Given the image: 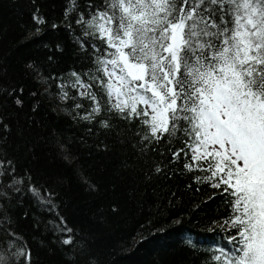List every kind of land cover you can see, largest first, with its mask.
<instances>
[{"label": "snow or ice", "instance_id": "1", "mask_svg": "<svg viewBox=\"0 0 264 264\" xmlns=\"http://www.w3.org/2000/svg\"><path fill=\"white\" fill-rule=\"evenodd\" d=\"M39 12L32 13L34 36L49 24ZM50 27L68 33L76 63L59 75L45 76L35 62L26 69L39 83L56 82L60 101L71 105L73 119L86 122L90 134L93 127L111 131L112 115L137 122L142 130L125 138L132 152L122 168L143 163L150 179L183 153L184 169L202 173L193 176L196 191L206 184L213 190L208 200L219 196L230 209L206 230L215 234L207 242L210 264H264V0H65L61 22ZM44 47L50 63L65 50L61 41ZM23 92L0 87L18 108ZM16 134L22 135L18 128ZM12 136L10 118L0 114V264H34L29 233L15 214L25 198L54 216L45 226L64 237V264H100L87 237L60 214L56 189L9 152ZM173 142L183 147L172 151ZM59 147L68 159L67 148ZM79 180L95 189L83 173ZM23 219L39 230L42 222L31 212ZM184 244L199 251V234Z\"/></svg>", "mask_w": 264, "mask_h": 264}, {"label": "trees", "instance_id": "2", "mask_svg": "<svg viewBox=\"0 0 264 264\" xmlns=\"http://www.w3.org/2000/svg\"><path fill=\"white\" fill-rule=\"evenodd\" d=\"M64 4L65 0H0V87L24 89L23 108L0 93V114L10 118L13 126L9 152L30 166L36 179L56 189L60 214L69 227L87 237L100 264H210L207 242L215 234L206 230L212 227V221L227 218L230 209L219 196L208 200L213 190L206 184L196 191L193 176L202 173L184 169L183 153L178 162L167 164L162 174L149 173L150 179L141 171L145 169L143 163L135 169L122 168L125 154L132 152L125 138L131 135L130 130L138 129L137 122L128 123L112 115L111 131L93 127L90 134L86 122L73 119L71 105L60 101L56 82L39 83L26 69L27 63L35 62L45 76L59 75L76 63L68 33L64 28L53 31L50 27L52 22H61ZM37 8L38 15L49 24L41 27V35L34 36L32 13ZM56 41L63 42L65 50L56 63H50L44 45ZM17 128L22 135L16 134ZM60 144L67 148L68 159L63 158ZM181 147L183 144L173 142L171 150ZM164 151L167 154L168 150ZM152 159L161 161L162 157L154 155ZM166 159L171 160V155L167 154ZM187 162H191L190 156ZM81 173L90 178L94 190L81 183ZM25 211L42 222L39 230L31 228L32 219H23ZM15 214L20 228L29 233L26 239L34 264H64L62 252L67 248L59 243L64 237L54 235L51 227L45 226L54 216L29 198H25L23 207L15 209ZM174 220L181 222L174 224ZM197 234L200 250L193 252L184 240Z\"/></svg>", "mask_w": 264, "mask_h": 264}, {"label": "bare ground", "instance_id": "3", "mask_svg": "<svg viewBox=\"0 0 264 264\" xmlns=\"http://www.w3.org/2000/svg\"><path fill=\"white\" fill-rule=\"evenodd\" d=\"M184 235H186V234H184Z\"/></svg>", "mask_w": 264, "mask_h": 264}]
</instances>
